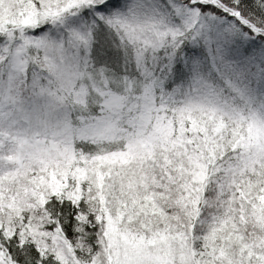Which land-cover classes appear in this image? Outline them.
Here are the masks:
<instances>
[{
    "label": "snow or ice",
    "instance_id": "snow-or-ice-1",
    "mask_svg": "<svg viewBox=\"0 0 264 264\" xmlns=\"http://www.w3.org/2000/svg\"><path fill=\"white\" fill-rule=\"evenodd\" d=\"M0 264H264V0H0Z\"/></svg>",
    "mask_w": 264,
    "mask_h": 264
}]
</instances>
